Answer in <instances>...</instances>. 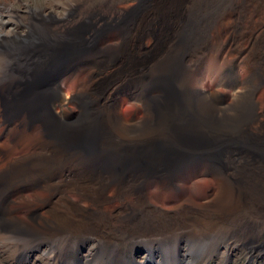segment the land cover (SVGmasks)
I'll return each mask as SVG.
<instances>
[{
    "label": "bare ground",
    "instance_id": "obj_1",
    "mask_svg": "<svg viewBox=\"0 0 264 264\" xmlns=\"http://www.w3.org/2000/svg\"><path fill=\"white\" fill-rule=\"evenodd\" d=\"M237 1L238 4L241 3V0ZM163 2L164 0L156 1L154 6L157 11L155 8L138 28V32L144 30L147 39L153 40L151 36L158 33L151 25H158L161 32L163 20V23H173V30L167 36L165 46L159 51L162 54L147 67V80H141L136 74L126 73L120 77L118 85L98 89L92 85L85 91L89 96L88 108L100 117L98 125L105 131V138L107 129L122 123L127 132L133 133L134 129L146 126L151 131L161 133L160 136H136L133 142L130 140L132 143L124 145L129 149L126 151H78L80 133L76 132L75 136L73 132L67 136L57 133L53 142L55 151H45L48 145L44 142L39 143L42 151H21L25 146L27 130L32 129L37 122L43 129L46 128L44 121L30 110L25 121L16 123L11 128L13 138H10L13 141L15 139L13 147L20 151H15L13 157L5 153V166L0 169V212L6 211L8 241L17 240V235L28 230V226L18 220L16 211L7 207L13 197L24 196L25 192L40 198L45 207L51 208L50 217H44L39 222V236L52 240L67 232L79 238L71 256L78 255L81 244L92 243L95 250L99 246L107 249L110 245L132 248L143 245L147 249V257L153 259L160 246L177 245L183 239L188 243L193 242L198 236L212 238L216 228L209 230L205 227L206 224L227 227L229 221L239 216L242 210L258 226H262L264 151H210L217 146L202 137L200 140L192 137L195 131L199 135L206 132L208 128H205V124L217 128L218 122L222 120L220 113H251L256 123H262V114L256 110L258 100L255 95L264 88V19L256 28V34L246 31L250 34L246 42L245 57L253 67L252 75L239 79L238 72L233 71L234 69L227 72V80H239L245 90L244 95L236 92L232 94L233 106L229 109L216 86L205 94L200 81L191 84V74L209 48L205 38L208 26L199 22L198 34L193 38L191 19L196 12L195 7L189 1H183L181 8H177L175 0H169L166 7L160 8ZM159 9H163L162 15ZM5 11L0 7V43L6 40L3 38L13 36L12 23L5 20L4 16L7 13L12 15L13 12L10 8H5ZM242 28L244 27L240 25L230 26L231 44L236 45V37ZM178 35L186 38L185 54L180 57L167 56V51L177 49ZM149 45L148 43L147 46ZM130 47L128 53L131 55L136 52L141 54L146 50L141 47L137 49L134 42H131ZM125 60L118 52L102 58L83 57L79 54L70 56L61 61L62 75L55 88L61 92V81L73 78L76 73L86 76L85 84L91 83L99 75L123 64ZM173 82L175 85V82L179 83L185 104L200 105L208 100L212 104V111H208L205 118L199 120L203 127L198 130L190 128L185 117L186 107L175 101L169 89ZM124 95L133 103V112L126 120L118 111ZM73 101L62 96L59 115H64L62 108ZM7 123L11 124L10 121ZM125 138L123 139L127 141ZM29 145L33 147L35 144L31 142ZM175 176L189 180L202 178L206 186L205 197L200 202H195L188 195L166 196L163 188L174 185ZM152 178L156 179L153 182L156 188L154 193H157L156 203L160 208L150 202L146 194V184ZM72 195L77 199H84L85 206L80 207L72 201ZM93 259L95 261L96 258L93 256Z\"/></svg>",
    "mask_w": 264,
    "mask_h": 264
},
{
    "label": "rangeland",
    "instance_id": "obj_2",
    "mask_svg": "<svg viewBox=\"0 0 264 264\" xmlns=\"http://www.w3.org/2000/svg\"><path fill=\"white\" fill-rule=\"evenodd\" d=\"M156 1L0 0L3 11L5 8H10L13 12L12 15L4 14L5 20L8 19L12 23L13 36L3 38L6 40L0 43V60L2 59L0 65V169L5 166V153L13 157L15 151H20L13 147L15 139L14 141L11 139L13 138L11 128L16 123L25 121L30 110L44 121L46 128L43 129L37 122L32 129L27 130L25 146L21 151H42L39 147L41 142L48 145L45 151H55L53 142L57 133L64 136L71 132L74 136L76 132L80 133L79 141L84 140L85 146H78L79 150L75 148L78 151H126L129 149L124 145L127 142L132 143L136 136L145 135L148 138L160 136L161 133L151 131V128L146 126L143 127L144 129L142 127L134 129L133 133L127 132L122 123L107 129L105 138V131L98 125V120L101 119L97 114L90 112L89 96L85 94L92 85L95 89L118 85L120 77L126 73L136 74L141 80H147V67L162 54L159 51L165 46L167 36L173 30V23L171 24V21L163 23L165 21L163 20L161 32L158 25H151L158 33L151 36L153 40L147 39L144 30L138 32L145 18L154 12ZM168 1L164 0L160 8L166 7ZM183 1L184 3L189 1L190 5L196 9L191 19L193 38L198 34L199 22L208 26L205 38L209 48L193 70L191 84L194 85L200 81V87L205 94L216 86L222 101L230 109L233 106L232 94L236 92L244 95L245 90L239 80L228 81L227 72L234 69L233 71L238 72L239 79L252 75L253 67L245 57L246 42L250 34L246 31L256 34V28L264 19V0H241L240 4L237 0H175V6L181 8ZM159 11L162 15L163 9ZM34 13L36 16H33ZM133 14H136L135 17L130 19ZM168 17L167 19H170ZM92 24L99 30L95 37L93 35L97 32L95 33L90 27ZM237 25L245 29H240L241 32L235 40L236 45H233L230 42L229 28ZM82 39L89 40L90 45L78 50L84 46ZM184 40H186L185 37L178 35L177 49L167 51L166 55L183 56L185 54ZM131 42L135 43L137 49L141 47L146 50H143L141 54L137 52L134 55L129 54ZM148 43L149 46H147ZM70 46L71 52L62 62L78 54L83 57L102 58L117 52L126 60L123 64L108 70L106 74L99 75L96 81L91 83L85 84L87 78L85 79L86 76L81 73H76L69 80H62L60 83L62 91L58 96L55 98L53 95H47L48 99H46L49 100L47 112L32 104H26L28 101L32 102L33 97L19 98L21 84L29 78L27 71L36 64L47 61V50L67 49ZM62 70L59 65V71ZM175 83L176 85L174 82L171 83L169 89L175 101L186 107L185 117L188 119L190 128L198 130L203 127L199 120L204 119L208 111H212V104L209 100L200 105L185 104L179 83ZM62 96L74 101L62 108L64 115H59ZM255 98L258 100L256 110L262 114V123H256L251 113H220L222 120L218 122L217 128L214 129L205 124L208 132H201L199 135L195 131L192 139L200 140L202 137L217 146L210 151H264V88L256 93ZM132 104L127 96H122L118 111L124 120L132 114ZM6 121H10L11 124L9 125ZM124 137L127 141L123 139ZM31 142H34V148L29 145ZM118 146H124V148ZM153 182H156V179L152 178L146 184V194L150 202L159 206L156 203L157 193H154L156 188ZM163 192L171 197L188 195L191 201L200 202L206 195V186L202 178L189 180L175 176L174 185L164 187ZM12 199L13 201L7 205L8 209L16 211L18 220L28 226L26 228L28 230L17 235V240L8 241L9 234L6 233L8 222L5 220L4 213L6 211L0 212V264H139L140 262H148V264L150 262L153 264H264V222L261 227L258 226L245 210L230 220L227 227L206 224L205 227L209 230L216 228L212 238L198 236L193 242L188 243L183 239L177 245L160 246L161 250L156 251L153 259L147 257V249L143 245L133 248L125 245H110L107 249L99 246L95 250L92 243L81 244L78 255L71 256L73 253L71 251L77 247L79 239L77 236L64 232L62 235H66L59 234L57 239L52 241L37 233L41 219L50 217V207H45L40 198L32 197L27 192L24 196H16ZM71 200L80 207L85 206L84 199L80 200L72 195ZM39 246L40 248L37 249ZM93 256L96 258L95 261Z\"/></svg>",
    "mask_w": 264,
    "mask_h": 264
},
{
    "label": "water",
    "instance_id": "obj_3",
    "mask_svg": "<svg viewBox=\"0 0 264 264\" xmlns=\"http://www.w3.org/2000/svg\"><path fill=\"white\" fill-rule=\"evenodd\" d=\"M82 42L84 46L78 48V50L85 49L90 45L87 39H82ZM71 49L72 47L70 46L67 49L53 48L50 49V51L47 50V61H45V63L36 64L31 70L27 71L29 78L21 84V92L18 94V97L26 99L33 97V101H28L26 104H32L46 111V109L49 108L47 95L50 94L56 98L59 94V90L54 87L59 82L62 75L61 72H59V65L71 52ZM78 50H76V52ZM50 84H53L52 88H50ZM79 146H85V141L82 140L79 142Z\"/></svg>",
    "mask_w": 264,
    "mask_h": 264
},
{
    "label": "flooded vegetation",
    "instance_id": "obj_4",
    "mask_svg": "<svg viewBox=\"0 0 264 264\" xmlns=\"http://www.w3.org/2000/svg\"><path fill=\"white\" fill-rule=\"evenodd\" d=\"M90 27H91L92 29H94L95 32H96V31H99L98 29H96V25H94V24H92ZM49 86H50V88H52V87H53V84H50Z\"/></svg>",
    "mask_w": 264,
    "mask_h": 264
}]
</instances>
